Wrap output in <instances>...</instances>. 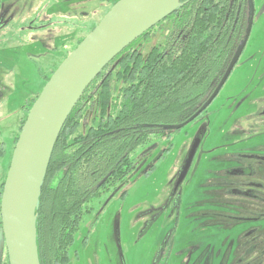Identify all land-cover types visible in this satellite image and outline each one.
Instances as JSON below:
<instances>
[{
  "label": "rangeland",
  "instance_id": "rangeland-1",
  "mask_svg": "<svg viewBox=\"0 0 264 264\" xmlns=\"http://www.w3.org/2000/svg\"><path fill=\"white\" fill-rule=\"evenodd\" d=\"M115 2L117 0H1L0 185L8 170L15 136L19 133L23 107L38 96L45 85V77L51 76ZM258 41L254 34L252 44ZM245 64L249 61L244 62L242 58L237 66ZM260 87L255 85L253 93ZM249 110L242 109L239 113L243 115ZM199 121L182 128L177 134L180 138L177 135L168 138L163 133L153 136L144 156H140V150L135 153L136 169L126 181L113 192L94 200V211L85 216L75 235L70 264H181L184 257L178 250L183 246L189 250L196 236L193 228L200 223L184 224V216L198 211L195 205L203 192L194 186L186 189L185 181L176 192L169 182L184 164L191 143L190 132ZM248 125L253 127L248 129L249 133L243 130L244 133H235L234 137L264 139L263 125L252 122ZM242 126L247 128L244 123ZM220 128L216 116L204 131L207 134L201 150L207 151L220 142ZM229 129L226 126L225 130ZM207 164L210 169L217 168L212 161ZM150 166L153 170L145 175ZM124 191L126 196L121 198ZM177 203L178 210L173 212ZM163 207H167L164 212L161 211ZM212 232L215 237L223 238L222 231L210 227L201 232L205 233V242L209 240L206 234ZM168 236L172 241L168 252L172 253L168 256L166 251L165 257L159 251ZM1 252L3 264L4 248Z\"/></svg>",
  "mask_w": 264,
  "mask_h": 264
},
{
  "label": "trees",
  "instance_id": "trees-1",
  "mask_svg": "<svg viewBox=\"0 0 264 264\" xmlns=\"http://www.w3.org/2000/svg\"><path fill=\"white\" fill-rule=\"evenodd\" d=\"M181 1L187 3L171 15L167 43L157 42L144 55L140 44L146 33L141 35L92 81L65 121L36 211L40 264H70L69 249L85 216L94 211V200L126 181L136 169L135 153L145 150L152 135L192 114L189 108L207 83L201 79L209 66L207 52L220 47L207 43L210 0ZM194 50L200 62L186 79L183 62H192ZM184 80L187 90L181 87ZM36 97L23 107L19 132ZM3 264H8L6 252Z\"/></svg>",
  "mask_w": 264,
  "mask_h": 264
},
{
  "label": "flooded vegetation",
  "instance_id": "flooded-vegetation-1",
  "mask_svg": "<svg viewBox=\"0 0 264 264\" xmlns=\"http://www.w3.org/2000/svg\"><path fill=\"white\" fill-rule=\"evenodd\" d=\"M180 2L183 5L187 3L181 0ZM210 3L212 6L208 10L210 40L207 43L220 47V50L214 51L211 48L210 53L207 52L209 66L205 75H201V79L207 83L201 88L202 91L197 93L200 98L189 108V113L192 114L184 121L167 126L168 128L161 133L168 138L170 135L173 137L180 134L181 129L172 128L182 124L200 110L217 90L240 46L242 50L215 97L186 125L200 120L190 132L191 143L188 153L195 141L199 140V145L182 180L179 182L188 153L184 164L173 174L169 184L178 192L185 181L186 189L194 186L201 189L203 194L195 205L198 206V211L184 216V224L200 222L193 228L196 236L188 247L189 250L183 246L178 250V254L184 257L180 260L181 264H264V139L256 141V137L239 139L234 137L235 133L238 135L244 133L243 130H246V134L249 133L248 129L253 128L248 125L250 122L264 126V0H251V4L248 0H210ZM174 12L161 21L160 28L156 29V24L145 32V40L140 44L144 55L152 50L157 42L162 45L172 37L168 35V31L172 26L170 22L173 21L171 15ZM254 34L259 39L256 44L251 42ZM213 48L218 50L216 47ZM193 55L192 62H183L186 79L189 78V70L200 62L196 50ZM242 58L244 62L249 61V64L238 67L237 64ZM242 68H245V71H242ZM186 82L187 80L181 82L183 83L181 87L185 90L190 88L185 87ZM255 85L261 87L258 92L253 93ZM192 90L196 91L195 88ZM248 108L250 110L246 114L240 115L242 109ZM216 116L221 126L218 133L221 140L207 151L201 150V143L207 134L204 131L208 130L209 124ZM242 123L247 128H243ZM226 126L230 127L228 131L225 130ZM159 134H154L150 138ZM177 137L180 138L178 135ZM150 146L151 142L141 152V157L149 151ZM210 161L217 165L216 169L207 167ZM152 170L153 166H150L145 175ZM178 207V203L175 204L173 212L177 211ZM166 209L167 207H163L161 211L164 212ZM210 227L222 231V234L218 232L217 234H221L223 238L215 237V233L212 232L206 234L209 240L205 242V233L201 232ZM169 243L172 244L170 236L164 240L159 251L165 257L166 251L168 256L172 253L168 252ZM73 254L75 255V251Z\"/></svg>",
  "mask_w": 264,
  "mask_h": 264
},
{
  "label": "water",
  "instance_id": "water-1",
  "mask_svg": "<svg viewBox=\"0 0 264 264\" xmlns=\"http://www.w3.org/2000/svg\"><path fill=\"white\" fill-rule=\"evenodd\" d=\"M182 5L180 0H118L49 77L20 129L4 179L0 198V264L2 248L8 264H40L36 211L52 151L65 121L84 91L113 59ZM241 50L240 46L214 94L173 130L184 128L209 105ZM198 145L199 140L191 147L179 182Z\"/></svg>",
  "mask_w": 264,
  "mask_h": 264
},
{
  "label": "bare ground",
  "instance_id": "bare-ground-1",
  "mask_svg": "<svg viewBox=\"0 0 264 264\" xmlns=\"http://www.w3.org/2000/svg\"><path fill=\"white\" fill-rule=\"evenodd\" d=\"M71 114V113H70ZM56 144V143H55Z\"/></svg>",
  "mask_w": 264,
  "mask_h": 264
}]
</instances>
